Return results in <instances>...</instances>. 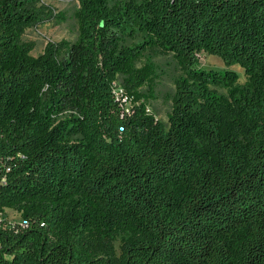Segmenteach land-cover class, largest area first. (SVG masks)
I'll list each match as a JSON object with an SVG mask.
<instances>
[{"label":"trees","instance_id":"trees-1","mask_svg":"<svg viewBox=\"0 0 264 264\" xmlns=\"http://www.w3.org/2000/svg\"><path fill=\"white\" fill-rule=\"evenodd\" d=\"M77 1L33 55L64 14L0 0V264H264V0ZM152 50L179 69L166 122Z\"/></svg>","mask_w":264,"mask_h":264},{"label":"rangeland","instance_id":"rangeland-1","mask_svg":"<svg viewBox=\"0 0 264 264\" xmlns=\"http://www.w3.org/2000/svg\"><path fill=\"white\" fill-rule=\"evenodd\" d=\"M53 8L54 12H62L64 19L60 21L48 20L39 23L35 26L28 27L24 30L21 38L24 41H32L34 46L30 51L31 54L37 55L44 47L47 41H57L62 38L74 40L77 36V23L74 17V11L78 7L77 0H43ZM212 55V56H211ZM146 59L154 61L157 66L158 77L155 84V97L148 103V111L151 112L155 118L166 122L167 113L171 107V95L174 91L173 78L179 73V69L175 63L171 53H162L158 50H152L146 53L140 60V63ZM200 65L204 68L223 69L225 68L221 58L214 54H207L205 52L199 53ZM238 73V81L244 80L243 70L238 64L228 66ZM119 80H116L118 83ZM224 91L223 89H218ZM6 219L13 222L18 221L20 214L7 208Z\"/></svg>","mask_w":264,"mask_h":264},{"label":"built area","instance_id":"built-area-1","mask_svg":"<svg viewBox=\"0 0 264 264\" xmlns=\"http://www.w3.org/2000/svg\"><path fill=\"white\" fill-rule=\"evenodd\" d=\"M114 93L117 99H119L123 103L124 109L127 111L128 105L130 103V97L127 96L126 94H123L121 86L118 83H116V81L114 82ZM18 222L21 225H26L25 219L18 220ZM12 224L14 225L15 223L12 222Z\"/></svg>","mask_w":264,"mask_h":264},{"label":"bare ground","instance_id":"bare-ground-1","mask_svg":"<svg viewBox=\"0 0 264 264\" xmlns=\"http://www.w3.org/2000/svg\"><path fill=\"white\" fill-rule=\"evenodd\" d=\"M209 56H210V54H209ZM212 56V55H211Z\"/></svg>","mask_w":264,"mask_h":264}]
</instances>
